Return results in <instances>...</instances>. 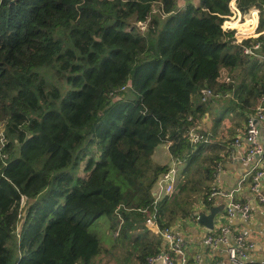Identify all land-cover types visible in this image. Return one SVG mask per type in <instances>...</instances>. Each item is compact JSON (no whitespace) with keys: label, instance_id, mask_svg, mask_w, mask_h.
<instances>
[{"label":"trees","instance_id":"1","mask_svg":"<svg viewBox=\"0 0 264 264\" xmlns=\"http://www.w3.org/2000/svg\"><path fill=\"white\" fill-rule=\"evenodd\" d=\"M232 1L0 0V264H98L116 248L148 264L163 243L140 209L171 169L153 158L164 143L184 169L161 226L213 207L222 158L191 128L223 98L219 122L248 120L264 93V0H236L260 10L258 55L223 28ZM203 88L219 97L200 102Z\"/></svg>","mask_w":264,"mask_h":264},{"label":"built area","instance_id":"2","mask_svg":"<svg viewBox=\"0 0 264 264\" xmlns=\"http://www.w3.org/2000/svg\"><path fill=\"white\" fill-rule=\"evenodd\" d=\"M230 9L231 14L225 17V21L223 23L224 30H235V41L237 43H242L243 40L246 39H252L253 41L251 45L244 47V52L246 54L255 53L258 55L261 43L255 39L261 34V32L258 31L256 33L259 25L260 10L257 7L251 8L248 15L255 11L257 21L255 23H250V28H252V30H248L245 34L241 35L239 34V29L233 24L235 22L241 24L244 23L246 21V17L243 22V13L238 8L236 0L231 2ZM142 23L145 22H139L138 25ZM146 28L147 25L143 29L146 30ZM216 97H219L218 94L214 93V91L210 88H203L201 90L200 98L204 103L215 99ZM261 122H264V93L259 100L256 111L248 117L244 133L235 137L231 143L229 157L231 159L242 158L245 161L254 163L252 168L251 190L260 201L264 202V193L259 190L260 184L264 179V146L259 139V123ZM0 135L2 136L1 141H3V130L1 128ZM190 138L194 143H199L205 139V135L201 132L200 126H194L191 128ZM179 164H181L180 161L172 159L170 163L171 169L163 174L158 183L152 209H140L144 213H149L146 225L154 234L161 237L163 243V249L159 253L148 257V264L199 263V256H197L194 262L190 263L186 244L181 234H179L172 226H161L159 221L160 215L158 203L163 196H170L174 193L179 178ZM221 170L222 165L219 167V171L215 175V183L213 184L212 191L207 199L209 201H214V199L220 195L225 199L224 212L226 217L234 218L242 216L244 219H249L251 217L250 204L248 202L238 200L235 197V194L239 191L240 186L232 190H225L221 188L219 184V172ZM27 201V197L22 196L21 209L25 207ZM23 214L25 215V208L19 217L22 218ZM198 219L199 215L196 216V220ZM19 230L20 228L18 227V231ZM207 242L215 248L222 247L226 253L227 262L229 264H263L261 262L252 261L248 258V250L254 246L253 242H251L243 233H236L233 227L229 224L223 225L218 231L210 230L207 236Z\"/></svg>","mask_w":264,"mask_h":264},{"label":"crops","instance_id":"3","mask_svg":"<svg viewBox=\"0 0 264 264\" xmlns=\"http://www.w3.org/2000/svg\"><path fill=\"white\" fill-rule=\"evenodd\" d=\"M199 101L201 102L200 95ZM226 102L225 98H223V100L211 106L209 111H206L201 118L200 127L212 136V140L208 143L209 147L203 151V154H214L222 158L223 164L222 170L219 172V184L225 190L236 189L240 186L235 197L250 204L251 217L249 219H244L242 216L226 217L224 212L225 199L219 195L211 205L213 207H222V210L215 217L213 229L201 224L196 220L195 216L178 217L172 226L181 234L185 241L190 263L194 262L199 256L198 264H229L224 249L222 247L215 248L207 242L210 230L218 231L223 225L229 224L236 233H243L253 242L254 246L248 250V258L264 264V202L260 201L251 190L254 163L245 161L242 158L231 159L227 154L235 137L243 134L247 126V119L241 120V123L238 124V121L233 119L234 113L230 112L228 117L219 122L218 112L223 109L222 103ZM259 139L264 146V122L259 123ZM153 158L161 164H169L172 161L169 153V144H161L155 151ZM209 183L213 185L215 180L212 179ZM259 190L264 193V179L260 184ZM207 204L208 202L205 198H202L195 204V213L197 215L202 212L209 213L213 207L211 208ZM109 255L113 256L111 253ZM105 256L102 257L98 264H102V262L112 263L111 258L109 257V259L105 260Z\"/></svg>","mask_w":264,"mask_h":264},{"label":"rangeland","instance_id":"4","mask_svg":"<svg viewBox=\"0 0 264 264\" xmlns=\"http://www.w3.org/2000/svg\"><path fill=\"white\" fill-rule=\"evenodd\" d=\"M252 13H253V12H252ZM248 14H249V12L246 13V14H243V19H242L243 22L245 21V17L248 16ZM252 15H253V14H252ZM254 15H256V13H254ZM256 18H257V17H256ZM259 18H260V17H259ZM256 21H257V19H256ZM258 23H259V22H258ZM139 26L141 27L142 30H144L143 28H145L146 24H145V23H142V24H139ZM237 28L239 29V34H240L241 29H240L239 27H237ZM235 29H236V28H235ZM236 30H237V29H236ZM237 32H238V30H237ZM256 33H257V30H256ZM233 119H234V121L237 120V121L239 122V118H238V117L234 116ZM166 150H168V149L166 148ZM167 161H168V159H167ZM170 163H171V161H170ZM170 163H169V164H170ZM180 165H181V164H179V166H180ZM183 169H184V164L180 166V171H179V174H180V175H181ZM180 175H179V176H180ZM24 217H25V215L23 214V215H22V218H21V221H20V223H19V228L21 227L22 220H24ZM101 225H102V224H101ZM102 227H103V226H102ZM102 227L99 226L100 229H103ZM90 230L93 231V232L98 233V231H97V229H96V226H94V225L91 226ZM98 234H99V233H98ZM102 236H103V240H104V244H105V246L108 247L109 249H111V248H112V242H111V240H110L108 234L102 233ZM110 253L113 254V256L109 255ZM110 253H109L107 256H105V260H106V259H109V257H110V258H111V261H112L111 264H118V263H119V264H123V263H124V260H125V258H126V256H127V252H126V250H125V249H121V248L113 249V250H111ZM102 264H109V263L102 262Z\"/></svg>","mask_w":264,"mask_h":264},{"label":"water","instance_id":"5","mask_svg":"<svg viewBox=\"0 0 264 264\" xmlns=\"http://www.w3.org/2000/svg\"><path fill=\"white\" fill-rule=\"evenodd\" d=\"M222 210V207L220 206H214L209 213L202 212L199 214L198 221L205 225L209 229L214 228V221L217 214Z\"/></svg>","mask_w":264,"mask_h":264}]
</instances>
